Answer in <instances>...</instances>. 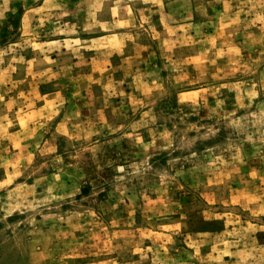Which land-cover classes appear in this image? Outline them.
Returning <instances> with one entry per match:
<instances>
[{
  "label": "rangeland",
  "instance_id": "obj_1",
  "mask_svg": "<svg viewBox=\"0 0 264 264\" xmlns=\"http://www.w3.org/2000/svg\"><path fill=\"white\" fill-rule=\"evenodd\" d=\"M52 2L60 3V0ZM64 3L74 9L79 0H64ZM121 3L125 4L124 8L113 4L116 11L113 20L119 23L117 28L83 32L81 28L87 24V14L81 12L79 18L84 24L76 31L62 28L59 33L48 35L60 25L67 28L76 25V18L63 16L57 24L55 13L60 9H51L53 15L45 20L44 12L38 10L43 9V0H7V10L5 0H0V17L3 18L0 51L6 50L9 44L32 42L27 49L13 54L14 62L12 56H6L0 63V90L6 93L0 101V109L8 112L9 120L12 113L30 118L23 124L19 120L13 122L7 135L14 136L26 127L35 128L37 121L53 112L56 115L49 121L55 126L53 131L66 117L71 121L76 111H79L81 126L86 127L93 123L90 114L95 112L103 116L105 135L113 127L114 110L130 113L135 109L137 121L153 116L156 124L149 125L153 134L144 128L139 130V143L150 147L133 150L130 155L125 140L120 141L123 147L118 152L110 153L114 159L119 157V166L126 162L142 168L150 166L145 174L147 182L134 190L142 195L134 202L127 201L134 203V209L128 211L124 204L118 203L120 193L115 189L119 185L113 184L108 187V191L115 192L111 200L107 192H100L95 199L98 203L113 205L114 212L105 209L107 214L102 217L99 213L95 217L81 215L78 220L71 219L70 224L78 225L74 232L76 237L83 235L82 227L86 226L101 241L107 238L101 236V228L104 233L112 234L109 224L119 228V239L135 238L129 231L135 227L151 249L153 236L170 233L176 227L171 221L183 219L187 227L181 224L180 229L185 236H190L193 242L201 239L205 242L198 249L178 244L179 251L170 249L169 255L179 264L188 261L205 264L204 257L218 255L224 249L221 244L217 253H213L215 244L209 241L214 242L240 224L264 229V225L248 218L264 202V140L261 139L264 126L249 123L260 115L261 105H264V89L260 87L264 77V27L254 14L259 9L253 14L247 9L239 12V0H134L133 3L121 0ZM132 17H135V26ZM249 19H257V23L249 27ZM57 43L61 47L47 51L50 45ZM45 56L47 60L40 64L38 61ZM165 65L170 67L165 68ZM157 72L164 81L171 75L178 90L157 100L149 111L144 96L157 92L153 84L160 81L149 75ZM137 82L143 87H134ZM161 88L166 89L167 85L161 84ZM241 104L251 107H241ZM177 112L185 117L188 127L186 136L182 137L184 147L178 146L173 122L165 119L175 117ZM233 120H240L247 129L232 125ZM64 129L67 135H62L61 140L72 135L70 124H64ZM209 129L212 134L206 135ZM39 131L42 129H37ZM115 135L118 134L113 132L108 138ZM3 136V128H0V138ZM49 136L45 135V140ZM98 137L99 134L90 139ZM4 143L9 141L4 140ZM23 143L25 141L21 140ZM190 156L192 158L187 159ZM172 160L177 162L172 164ZM74 171L69 169L70 178H65L69 191L76 180L71 176ZM88 173L86 168L79 172L85 178ZM114 177L113 173L109 178L114 180ZM91 192V184L83 185L74 199L80 201ZM127 195H133V191ZM241 205H246V209ZM84 206H88L87 201ZM164 208L169 210V219L161 221L157 209ZM74 211L71 203L63 204L60 223L65 229L69 226L65 221ZM241 212L246 214L241 215ZM259 218L264 219V215ZM94 219L96 227L93 228ZM49 224L51 226L52 222ZM253 235L264 244V231ZM85 258L69 257L71 260ZM99 258L105 260L103 255ZM135 259H139V254ZM234 259L226 255L222 261L209 260L207 264H223Z\"/></svg>",
  "mask_w": 264,
  "mask_h": 264
},
{
  "label": "clouds",
  "instance_id": "obj_2",
  "mask_svg": "<svg viewBox=\"0 0 264 264\" xmlns=\"http://www.w3.org/2000/svg\"><path fill=\"white\" fill-rule=\"evenodd\" d=\"M125 2L133 3L134 0H125ZM135 2H140V0H135ZM113 4L116 8L125 7L121 0H79L74 9H69L64 0H60V3L43 0V9L38 10L44 12L43 18L47 20L53 15L51 9H60L59 12L55 13L57 24L63 16L71 15L76 18V25L71 28L60 25L48 35L57 34L62 28H66L68 31H76L78 26L84 24L83 19L79 18L81 12L87 14V24L81 28V31L87 32L95 29L98 32L102 28L114 29L119 27L118 21L113 20L116 16ZM237 6L239 12H244L247 9L249 14H253L255 9H259L254 14L264 27V0H239ZM225 7L228 8L229 5ZM5 9L7 10V0H5ZM146 11H151V9H146ZM98 14L99 20H97ZM141 17H143L142 13ZM257 19H249L247 21L248 26L251 27L256 24ZM132 20L133 26H135V17H132ZM100 21L105 23H100ZM2 23L3 18L0 17V25ZM42 26L43 23H41ZM9 27L11 26L9 25ZM141 27H143L142 24ZM197 34L199 35V33ZM31 43L29 40L24 41L21 45L9 44L6 50L0 51V63L4 62L6 56H12L14 62L15 56L13 54L17 53L18 50L27 49ZM59 47H61L60 43L50 45L47 51L51 52ZM41 51H44L43 47H41ZM262 58H264V54H262ZM22 59L23 57H21ZM46 60L47 56L38 62L43 64ZM9 67H11V63ZM168 67L170 66L165 65V68ZM149 75L154 80L160 81L158 84H153V87L157 89L154 95L145 93L144 96L149 111H151V106L157 100L170 94L172 90L178 89L177 82L173 81L171 75L166 81L161 80L158 72ZM161 84H166L167 88H161ZM134 87H143V85L137 82ZM260 87L264 89V77L260 80ZM5 95L6 93L0 90V101L4 100ZM253 95H255V91H253ZM240 106L251 107L250 104H241ZM105 107L111 106L106 105ZM261 108L260 115L249 123L264 126V105H261ZM237 111H239V107ZM11 115L12 119L9 120L8 112L5 109H0V128H3L4 132L3 138H0V264H179V262L173 261L169 255L170 249L179 251L177 249L178 244H188L190 247L195 246L198 249L205 242L203 239L193 242L190 236H185V233L180 229L181 224L185 228L187 227V223L183 219L171 221V223L176 224V227L170 233L161 237L153 236L151 249L146 246L143 236L136 231L135 227L129 229L131 233L135 234V238L119 239L117 236L120 231L119 228L113 227L111 224L108 227L112 234L104 233L101 228V236H107L103 241L95 235L92 229L86 226L82 227V236L76 237L74 235L78 225H71V219L76 218L78 220L81 215L95 217L96 213L102 217L107 214L105 209L114 212L113 205L104 202L98 203L95 199L100 192H107L108 199L111 200L115 196V192L108 191L110 185H119L115 189L116 192L120 193L117 197L118 203L124 204L128 211L134 209V203H127V201L134 202L142 195V192L134 190L142 188L143 184L147 182L145 174L150 166L142 168L141 165H133L130 162L124 163V166H119L121 163L119 157L114 159L110 153L118 152L123 147L120 141L125 140L128 143L126 151L130 155L133 150H143L150 147V145L139 143V136L141 135L139 130L144 128L149 134H153V128L149 127V125L156 124V119L153 116H147L146 119L137 121L135 109H132L130 113L114 110L112 114L113 127L105 135L104 128L106 125L102 123L103 116L95 112L90 114L93 123H88L86 127L81 126L79 111H76L72 113L71 121L66 117L63 124L53 131L55 126L49 124V121L56 115L53 112L46 114L42 121H37L35 128L26 127L25 130L19 131L16 135L8 136V127L13 122L19 120L23 124L30 119L27 116H21L19 113H12ZM165 119L173 122V133L178 141V146H186L182 139L188 131L185 117L177 112L175 117H165ZM73 121L76 123H72ZM64 124H70L72 135L61 140L62 135H67ZM118 124L119 126H117ZM232 125L241 130L247 129V125H242L240 120H233ZM37 129H42V131L37 132ZM257 130L261 131L260 129ZM199 131L197 129L198 133ZM113 132L118 135L109 139L108 137ZM47 134L50 136L48 140H45ZM98 134V138L90 139ZM211 134L209 129L206 135ZM30 137H34V139H30ZM200 138L198 135L197 139ZM248 138L251 139V136ZM261 139L264 140V131H261ZM4 140L9 141V143L5 144ZM21 140L25 143L21 144ZM169 146H171L170 142ZM175 150L173 148V151ZM192 155L194 156L195 153ZM191 158L190 156L187 159ZM176 162L175 160L170 161L172 164ZM146 163L145 161L144 164ZM81 168L89 170L87 178L79 174ZM69 169H75L71 176L76 177L70 191L65 179L66 177L70 178ZM113 173L115 174L114 180L109 178ZM133 181H136V184H132ZM86 184L92 185L90 195L82 197L80 201L75 200L74 197L80 193L81 186ZM130 191H133L131 196L127 195ZM84 201H87V207L84 206ZM65 203H71L76 210L70 213L69 220L65 221V224L69 225L66 229L64 224L60 223L63 220L62 207ZM241 208L246 209V205H241ZM168 211L167 208L162 211L157 209L161 221L169 219ZM235 211L240 210L236 209ZM245 214L246 212H241V215ZM261 215H264V202L259 204L257 211L248 218L254 220L255 224L264 225V219L259 218ZM50 221L52 222L51 226ZM123 223L124 221H121V224ZM92 225L93 228L96 227L95 219L92 221ZM160 227L162 228V224ZM257 231H264V229H257L255 225L245 227L244 224H240L238 228L226 232L224 236L217 238L214 242L209 241V243L215 244L212 249L213 253H217L221 244L224 245V249L218 255L204 257L205 264L209 260L222 261L223 256L226 255L235 259L223 261V264H264V244L260 243L253 235ZM172 237H182L183 239L173 240ZM137 254H139V259H135ZM76 255L86 258L81 260L69 259L70 256ZM101 255L105 256V260L99 258ZM196 258L199 256L197 255ZM187 264H192V261H188Z\"/></svg>",
  "mask_w": 264,
  "mask_h": 264
}]
</instances>
